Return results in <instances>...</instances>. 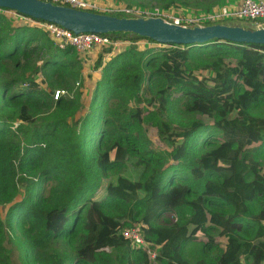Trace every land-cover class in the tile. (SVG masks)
I'll use <instances>...</instances> for the list:
<instances>
[{
	"label": "trees",
	"instance_id": "obj_1",
	"mask_svg": "<svg viewBox=\"0 0 264 264\" xmlns=\"http://www.w3.org/2000/svg\"><path fill=\"white\" fill-rule=\"evenodd\" d=\"M115 1L212 12L221 0ZM38 22L0 7V264H14L8 239L24 264H151L124 236L139 225L161 264H264V44L110 32L127 44L83 59ZM91 63L87 95L75 87Z\"/></svg>",
	"mask_w": 264,
	"mask_h": 264
},
{
	"label": "water",
	"instance_id": "obj_2",
	"mask_svg": "<svg viewBox=\"0 0 264 264\" xmlns=\"http://www.w3.org/2000/svg\"><path fill=\"white\" fill-rule=\"evenodd\" d=\"M0 7L34 19L58 23L76 34L126 32L153 39L159 44H203L214 39L264 44V28L250 29L226 23L183 26L167 22L162 17L117 16L44 0H0Z\"/></svg>",
	"mask_w": 264,
	"mask_h": 264
},
{
	"label": "built area",
	"instance_id": "obj_3",
	"mask_svg": "<svg viewBox=\"0 0 264 264\" xmlns=\"http://www.w3.org/2000/svg\"><path fill=\"white\" fill-rule=\"evenodd\" d=\"M52 2L57 5H64L75 9L99 12V13H115L133 15L137 12L135 8H130L124 4L104 3V0H44ZM159 8H153L148 11L147 14L152 17H160ZM135 16V15H133ZM164 19V18H163ZM166 21V19H164ZM222 20H247L251 22L256 28H264V0H235L233 4L225 5L219 10H213L206 14H202L198 18H193L190 21L183 22L182 19L176 18L173 23L183 26L199 25L204 26L206 22H217ZM168 22V21H167ZM38 25L48 32L49 36L53 40L55 46L59 49H66L67 47H73L82 56L92 53V58L96 59L97 51L108 45H112L115 48L118 46L126 45L127 42L119 43L113 41L108 35L83 32L76 34L75 32L65 28L64 26L49 21L38 22ZM149 43V42H148ZM139 47L143 48L147 45V42L142 41L138 43ZM83 59H86L85 57ZM90 60V58L88 59ZM66 90H57L55 98H58L60 94H65ZM124 236L130 240L132 245L143 249L149 255L152 263H157L159 246L153 243L147 242L142 225L134 226L124 231Z\"/></svg>",
	"mask_w": 264,
	"mask_h": 264
},
{
	"label": "rangeland",
	"instance_id": "obj_4",
	"mask_svg": "<svg viewBox=\"0 0 264 264\" xmlns=\"http://www.w3.org/2000/svg\"><path fill=\"white\" fill-rule=\"evenodd\" d=\"M231 1V3L233 4V2L235 0H229ZM104 3H107V4H112V3H117L115 0H104ZM119 4H124V5H127V3H119ZM129 4V3H128ZM225 5H229L230 6V3L228 2V0H221L219 2V4L217 6H215L213 8V10H219L220 8H222L223 6ZM159 6V5H158ZM137 12L133 15H135L134 17H152L151 15H148L147 12L152 10L153 8H149V7H144L143 5H135L133 6ZM155 8V7H154ZM156 8H159L160 11H159V15L160 17L166 19V21L170 22V23H173V21L176 19V18H180L182 19L183 22H186V21H190L192 20L193 18H198L200 17L202 14H206L208 13V11H205V10H202V9H196V8H186V7H171L169 9H164L162 8L161 6L159 7H156ZM118 15H121V14H118ZM226 24H229V25H239V26H243L245 28H250V29H255L256 27L249 21L247 20H229L226 22ZM192 25V24H190ZM150 46L153 45L151 43H149ZM154 47L156 46H159V44H156L154 43L153 45ZM122 48V47H121ZM143 48V46H142ZM81 56V55H80ZM87 58V55H82L81 58ZM97 58V57H96ZM94 63H91L90 66H86L83 68V76L79 78L78 82L76 83V87H75V90L78 89L80 87V84H83L86 86L85 88V93L87 95H90L95 84V80H97L99 77H100V73L99 71H92V67H93ZM89 73H92L90 76H89ZM39 82L41 83L42 87H47V83L45 82V79H44V76L43 75H39V78H38ZM60 90V89H58ZM57 91V89H56ZM55 91V93H56ZM131 106L134 107V108H140L144 114L148 115V112L151 110V106L148 105L146 102L144 101H138V100H133L132 103H131ZM206 121H210L208 120V118H204ZM260 124H261V128H258V129H254V132H255V136H257V134L259 132H263V129H264V119H262L260 121ZM158 132L156 131V129H153L151 131V136L156 140V141H159V138H158ZM215 137L217 138H221L222 135H221V132L220 131H217L213 134ZM257 141H259L257 138H256ZM7 209H8V205H3L0 207V212H1V215L4 217L6 215V212H7ZM199 235L201 233H198ZM261 234L263 235L264 234V223H262L261 225ZM217 243L220 244V246H222L223 248H226L227 246V240L224 236L222 235H217V239H216ZM169 245H171L173 248H177V241L175 239H170L169 240ZM6 246H7V249L9 251V254L13 260V263L14 264H24L23 263V260H22V249H21V246L14 240H7L6 241ZM161 248V245H159ZM112 248V244H110L108 246V250H110ZM159 248H158V251H159ZM151 264H161L160 260L157 261V263H151ZM199 264H203V262H200Z\"/></svg>",
	"mask_w": 264,
	"mask_h": 264
},
{
	"label": "crops",
	"instance_id": "obj_5",
	"mask_svg": "<svg viewBox=\"0 0 264 264\" xmlns=\"http://www.w3.org/2000/svg\"><path fill=\"white\" fill-rule=\"evenodd\" d=\"M228 2L231 4V1L228 0Z\"/></svg>",
	"mask_w": 264,
	"mask_h": 264
}]
</instances>
